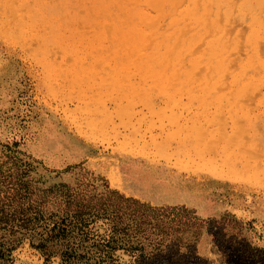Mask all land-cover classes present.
Segmentation results:
<instances>
[{
  "label": "rangeland",
  "instance_id": "rangeland-1",
  "mask_svg": "<svg viewBox=\"0 0 264 264\" xmlns=\"http://www.w3.org/2000/svg\"><path fill=\"white\" fill-rule=\"evenodd\" d=\"M0 264H264V0H0Z\"/></svg>",
  "mask_w": 264,
  "mask_h": 264
},
{
  "label": "bare ground",
  "instance_id": "bare-ground-1",
  "mask_svg": "<svg viewBox=\"0 0 264 264\" xmlns=\"http://www.w3.org/2000/svg\"><path fill=\"white\" fill-rule=\"evenodd\" d=\"M221 12H222V10H221ZM210 16H211V15H210ZM256 16H257V15H256ZM187 17H188V16H187ZM148 19H149V18H148ZM187 19H188V18H187ZM185 21H186V19H185ZM218 21H219V20H218ZM246 21H247V20H246ZM244 23H245V22H244ZM179 24H180V23H179ZM209 24H210V23H209ZM224 28H227V27H224ZM208 29H209V28H208ZM210 29H211V28H210ZM229 31H230V30H228V32H226V31H225V32H226V33H229ZM212 32H213V31H212ZM232 33H233V32H232ZM232 33H231V35H232ZM153 34H154V33H153ZM153 34H152V35H153ZM223 36H224V35H223ZM148 37H149V36H148ZM262 37H263V36H262ZM146 40H147V39H146ZM146 40H145V41H146ZM155 40H156V39H155ZM155 40H153V41H155ZM186 40H188V39H186ZM153 41H152V42H153ZM236 41H237V40H236ZM237 42H238V41H237ZM238 43H239V42H238ZM152 44H153V43H152ZM185 44H186V43H185ZM176 45H177V44H176ZM239 45H240V44H239ZM170 46H171V45H170ZM180 46H181V45H180ZM149 47H152V46H149ZM200 47H201V46H200ZM173 48H175V47H173ZM179 48H180V47H179ZM196 48H197V47H196ZM144 49H146V48H144ZM175 49H177V48H175ZM147 50H148V49H147ZM174 51H175V50H174ZM169 53H170V52H169ZM154 54H156V53H154ZM187 55H188V54H187ZM191 55H192V54H191ZM185 56H186V55H185ZM173 59H174V58H173ZM173 59H172V60H173ZM184 59H185V58H184ZM181 60H182V59H181ZM201 61H202V60H201ZM225 61H226V60H225ZM233 61H235V60H233ZM234 63H235V65H236L237 62H233V65H234ZM162 64H163V63H162ZM177 64H178V63H177ZM177 64H176V65H177ZM169 65H170V64H169ZM176 65H175V66H176ZM169 67H170V66H169ZM209 67H210V66H209ZM231 67H232V66H231ZM231 67H230V68H231ZM204 69H205V68H204ZM235 69H236V68H235ZM167 70H168V69H167ZM209 70H210V69H209ZM212 70H213V69H212ZM212 70H210V71H212ZM210 71H209V72H210ZM202 72H203V71H202ZM195 74H197V73H195ZM226 74H227V73H226ZM213 76H214V75H213ZM228 76H229V75H228ZM226 78H228V77H226ZM178 79H179V78H178ZM198 79H199V78H198ZM226 81H227V80H226ZM189 83H190V82H189ZM192 83H193V82H192ZM239 83H240V82H239ZM209 84H210V83H209ZM202 85H203V84H202ZM196 87H197V86H196ZM196 87H195V88H196ZM193 89H194V88H193ZM186 90H188V89H186ZM209 90H210V89H209ZM261 90H262V89H261ZM199 91H200V90H199ZM207 91H208V90H207ZM221 91H222V90H221ZM234 91H235V90H234ZM248 91H249V90H248ZM200 92H201V91H200ZM208 93H209V91H208ZM235 93H236V92H235ZM256 93H257V92H256ZM202 94H203V93H202ZM210 95H211V94H210ZM226 95H227V94H226ZM228 95H229V94H228ZM205 96H207V95H205ZM198 97H199V96H198ZM200 97H201V96H200ZM171 98H172V97H171ZM189 98H190V97H189ZM193 98H194V97H193ZM206 98H207V97H206ZM234 99H235V98H234ZM190 100H191V99H190ZM202 100H203V99H202ZM202 100H201V101H202ZM198 101H199V100H197V102H198ZM216 101H217V104H218L220 100H219V101L216 100ZM200 104H201V103H199V105H200ZM204 104H205V103H204ZM229 104H230V103H229ZM196 105H197V104H196ZM201 105H202V104H201ZM230 105H231V104H230ZM206 106H207V105H206ZM228 106H229V105H228ZM203 107H204V105H203ZM223 107H225V106H223ZM198 108H200V107L198 106ZM93 110H94V108H93ZM103 111H104V110H103ZM97 112H98V111H97ZM104 113H105V112H104ZM102 114H103V113H102ZM105 116H106V115H105ZM193 117H194V116H193ZM195 121H196V120H195ZM197 122H198V121H197ZM200 123H201V122H200ZM189 129H190V128H189ZM191 130H192V129H191ZM183 131H184V130H183ZM51 135H52V134H51ZM54 139H55V138H54ZM143 142H144V138H143ZM50 145H51V144H50ZM142 145H145V143L142 144ZM144 147H145V146H144ZM144 147H143V148H144ZM53 149H55V147H54L53 145H51L50 150L53 151ZM55 150H56V149H55ZM189 161H190V160H189ZM217 163H218V162H217ZM215 164H216V163H215ZM206 165H207V164H206ZM252 174H253V173H252ZM148 187H149V188H148V190H149L148 192H151V194L153 195V197L156 198L157 200H159V199H165V200H166L167 198L170 199L169 197H165L164 195L162 196L161 194H159V191H155V190H154V189H155L154 186H151V185L149 184Z\"/></svg>",
  "mask_w": 264,
  "mask_h": 264
}]
</instances>
